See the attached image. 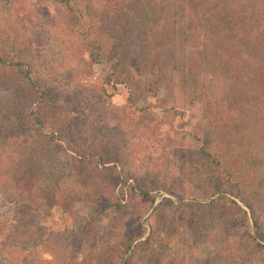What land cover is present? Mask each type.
Here are the masks:
<instances>
[{"label":"trees","instance_id":"obj_1","mask_svg":"<svg viewBox=\"0 0 264 264\" xmlns=\"http://www.w3.org/2000/svg\"><path fill=\"white\" fill-rule=\"evenodd\" d=\"M59 1L28 0L52 7ZM72 2L76 8L66 14L65 27L80 42L91 40L89 63L108 65L93 98L105 101L123 93L132 103L138 90L134 59L138 71L152 75L153 89H169L164 99L200 107L203 124L196 129L207 159L200 173L212 194L226 201L219 195L221 184L208 179L222 168L229 177L226 189L239 202L227 200L235 220L228 243L224 230L213 227L209 236L225 245V262L253 264L264 248V0ZM5 36L0 27V84L11 95L0 104V201L35 208L59 194L73 200L96 197L100 203L104 195L107 202L119 176L116 142L102 125L94 129L101 130L98 136L88 131L72 137V102L64 104L62 89L39 80L21 52H7ZM66 151L71 154L62 157ZM131 226L124 221L117 243L123 264H131L132 256L158 264L151 263L158 235L150 229L138 239Z\"/></svg>","mask_w":264,"mask_h":264},{"label":"rangeland","instance_id":"obj_2","mask_svg":"<svg viewBox=\"0 0 264 264\" xmlns=\"http://www.w3.org/2000/svg\"><path fill=\"white\" fill-rule=\"evenodd\" d=\"M74 8L72 0H60L56 7L0 0L5 50L21 52L39 80L63 90V103L72 102L68 117L72 137L88 131L98 136L101 130L96 134L94 129L100 125L109 132L121 153L119 176L107 202V196H101L103 203L96 197L73 200L59 194L35 208L0 201V264H123L125 255L117 243L125 220L132 222L138 239L150 229L158 235V251L151 263L241 264L225 262V245L209 236L213 227L216 232L226 231L227 243L234 235L235 220L227 204L237 197L226 189L229 177L222 168L213 169L208 179L221 184L219 195L226 201L212 194L200 173L207 163L196 129L203 124L200 107L164 99L169 89H153L152 75L138 71L134 59L138 90L132 103L123 93L105 101L93 98L92 94L99 95L97 88L108 65L89 63L91 40L82 43L65 27V16ZM117 85L123 91L127 88ZM172 92L176 95L178 90ZM10 96L0 84V104ZM66 152L61 156L71 154ZM131 186L138 189L132 191ZM115 203L124 207L116 209ZM139 260L132 256L129 263L142 264ZM252 260L264 264V248Z\"/></svg>","mask_w":264,"mask_h":264}]
</instances>
